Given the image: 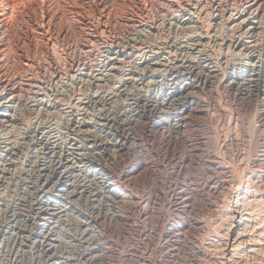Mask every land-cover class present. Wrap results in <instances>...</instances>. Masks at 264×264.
<instances>
[{
	"label": "rangeland",
	"instance_id": "obj_1",
	"mask_svg": "<svg viewBox=\"0 0 264 264\" xmlns=\"http://www.w3.org/2000/svg\"><path fill=\"white\" fill-rule=\"evenodd\" d=\"M22 1L0 7V264H264V0Z\"/></svg>",
	"mask_w": 264,
	"mask_h": 264
},
{
	"label": "bare ground",
	"instance_id": "obj_2",
	"mask_svg": "<svg viewBox=\"0 0 264 264\" xmlns=\"http://www.w3.org/2000/svg\"><path fill=\"white\" fill-rule=\"evenodd\" d=\"M2 1V0H1ZM24 1V0H23ZM22 1V2H23ZM208 1V0H207ZM222 1V0H221ZM236 1V0H235ZM235 1H232V2H235ZM238 1V0H237ZM4 2V4H2L1 6H2V8H5V7H8L7 5H9V6H13L14 7V5H16V3H19V2H21V0H4L3 1ZM2 2V3H3ZM209 2V1H208ZM256 2H258V0H255V2L254 3H256ZM25 3V2H24ZM199 3V2H198ZM252 3V2H251ZM233 4V3H232ZM250 5V4H249ZM0 6V7H1ZM210 6V5H209ZM260 6H258V8H259ZM16 8V7H15ZM217 8H218V6H217ZM250 8V7H249ZM10 9V8H9ZM205 9H207V7L205 8ZM222 9V8H221ZM247 9V8H246ZM2 10V11H1ZM0 10V61H2V62H5L6 64H11V63H13L15 60H10V58L8 57V48H7V44H5L4 43V35H5V30L7 29H5L4 30V28H2V25H3V23H4V21H3V19H2V15H4L5 13V11H4V9H1ZM12 10V9H11ZM13 10H14V8H13ZM16 10H17V8H16ZM249 10V9H248ZM247 10V11H248ZM10 11V10H9ZM199 11H201V10H199ZM251 11V10H250ZM3 14H2V13ZM7 12V11H6ZM243 12V11H242ZM246 12V11H245ZM9 13V12H8ZM10 13H12V12H10ZM221 13V12H220ZM249 13H251V12H249ZM14 14V13H13ZM261 14V13H260ZM12 16H14V15H12ZM206 16V15H205ZM7 17V16H6ZM5 18V17H4ZM11 18V17H10ZM239 18V17H238ZM248 18L250 19V16H248ZM253 18V17H252ZM8 19V18H7ZM199 20V19H198ZM229 20V19H228ZM243 20V19H242ZM241 20V21H242ZM248 20V19H247ZM6 21V20H5ZM251 21V20H250ZM249 21V22H250ZM251 22H253V21H251ZM255 22H257V21H255ZM8 24V23H7ZM190 26V25H189ZM229 27V26H228ZM242 25H241V22L239 23V24H237V23H235L234 25H232V27H229V29H232V30H241L242 28ZM251 27H255V26H251ZM250 27V28H251ZM200 27L198 26V24H196V25H194V26H190L189 28H186V29H199ZM249 28V29H250ZM209 29H211V28H209ZM246 29H248V27L246 28ZM245 29V30H246ZM253 30V29H252ZM140 31V30H139ZM221 31V30H220ZM230 31V30H229ZM244 31V30H243ZM259 31V30H258ZM138 32V31H137ZM250 31H248L247 33H249ZM246 33V34H247ZM238 34V33H237ZM202 35V34H201ZM4 37V38H3ZM257 38H260V37H258V36H256ZM233 38V37H232ZM243 38H245V35H244V37ZM223 39V38H222ZM262 39H263V37H262ZM143 40V39H142ZM234 40V39H233ZM150 41V40H149ZM252 41H254V36H253V40ZM260 41H261V39H260ZM263 41V40H262ZM138 42H141V41H138ZM236 43L238 44V45H244L245 47L247 46V47H253L255 44H251V42H249V43H245V41H242L241 40V37H240V39L238 38L237 40H236ZM235 43V44H236ZM256 43V42H255ZM263 43H264V41H263ZM261 44H262V42H261ZM230 45V44H229ZM243 46V47H244ZM127 47H129V46H127ZM134 47V46H133ZM239 47V46H238ZM131 49V48H130ZM152 49V48H151ZM205 50V49H204ZM132 51L133 50H126V51H124L123 53L124 54H126V55H130V54H133L132 53ZM136 52V51H135ZM155 52V51H154ZM131 56V55H130ZM122 59H124V58H122ZM125 60V59H124ZM123 61V60H122ZM11 62V63H10ZM263 62V61H262ZM227 63V62H226ZM30 64V63H29ZM4 65V64H3ZM129 65V64H128ZM194 66V65H193ZM181 67V66H180ZM178 68V67H177ZM193 69V68H192ZM190 72V71H189ZM221 73V72H220ZM215 75V74H214ZM11 76V75H10ZM17 77V76H16ZM21 79V78H20ZM190 80V79H189ZM193 81V80H192ZM210 81V80H209ZM212 81V80H211ZM220 81V80H219ZM16 82V81H15ZM26 83V82H25ZM186 83V82H185ZM193 84V83H192ZM191 84V82H188L187 83V85L188 86H191L192 85ZM258 84V83H257ZM15 85V84H14ZM32 86V85H31ZM185 86V85H184ZM41 87V86H40ZM102 88V87H101ZM14 90H15V86H11V84L9 83V81L8 80H6V79H3V78H0V96L2 95V96H4V97H8V99H9V101L10 100H13L15 97V94H14ZM75 90V89H74ZM185 90V89H184ZM247 90V89H246ZM251 90V89H250ZM259 90V89H258ZM187 91V90H186ZM16 92H18V91H16ZM189 92V91H188ZM191 93V92H190ZM189 93V94H190ZM188 94V95H189ZM185 96V95H184ZM190 96V95H189ZM188 96V97H189ZM184 101V100H183ZM15 102V101H14ZM175 105V104H174ZM162 109V108H161ZM175 112V111H174ZM1 115V114H0ZM263 117V116H262ZM111 120H113V119H111ZM1 122V121H0ZM114 124V123H113ZM168 124V123H167ZM179 130H180V126H179V124L177 123V122H174V123H172L171 125H170V127L168 126V127H164V132L165 133H169V135L172 133V132H174V133H177V132H179ZM181 131V130H180ZM187 131V130H186ZM182 132V131H181ZM37 135H35L34 137H32L31 138V142H34V143H41L42 141H41V138H42V136L40 137L39 136V134L38 133H36ZM163 135V137H164V134H162ZM94 136V135H93ZM135 136V135H134ZM69 138V137H68ZM170 138V137H169ZM168 138V139H169ZM185 138H187V137H185ZM106 139V138H105ZM119 139H121V138H119ZM165 139V138H164ZM167 139V138H166ZM74 140V139H73ZM102 140V139H101ZM110 140V139H109ZM79 141V140H78ZM97 141V140H96ZM146 141V140H145ZM170 142H171V138H170V140H169ZM169 141H168V144H169ZM115 142V141H114ZM147 142V141H146ZM176 142V141H175ZM43 143V142H42ZM79 143V142H78ZM151 143H153V142H151ZM72 145H71V147L75 144V142H73V143H71ZM122 144V143H121ZM148 144V143H147ZM155 144V143H154ZM165 144V143H164ZM188 144H190V143H188ZM96 145V144H95ZM110 145V143H109V141H101V142H99V144H98V146L99 147H101V148H108V146ZM54 146V145H53ZM52 145H48V146H46V149L48 150V152L50 153V156H52L51 157V166H43V167H41L40 168V170L41 171H45L47 168H49L50 170H52L51 172H52V174H54V177H52V178H50L52 181H54V180H57V182H62V181H65V177H66V171H67V164H68V161H69V159L66 157V158H60V159H56V158H53V156L56 154V149H55V147H53ZM145 146V145H144ZM152 146H153V144H152ZM160 146H162V143H161V145ZM159 146V147H160ZM217 146V145H216ZM75 147V146H74ZM158 147V148H159ZM162 147H164V145L162 146ZM161 147V148H162ZM82 148V147H81ZM148 148V147H147ZM156 148V147H155ZM16 149V148H15ZM110 149V148H109ZM157 149V148H156ZM163 149V148H162ZM165 149V148H164ZM0 150H2V149H0ZM4 150V149H3ZM118 150V149H117ZM145 150V149H144ZM154 150V149H153ZM158 151V150H157ZM165 151V150H164ZM15 152V151H14ZM45 152V151H44ZM161 152V151H160ZM9 153H11V154H13V151H9ZM142 153H143V151H142ZM152 153V152H151ZM47 154V153H46ZM7 154H4L3 152H1L0 151V171H2L3 172V170H5L6 168H7V166L10 164V161H9V157L8 158H6L5 156H6ZM107 155V154H106ZM146 155H147V153L146 154H143V160L144 159H146ZM8 156V155H7ZM55 157V156H54ZM190 157V156H189ZM107 159V158H106ZM71 160V159H70ZM218 160V159H217ZM48 161V160H47ZM42 163V162H41ZM143 163H145L146 164V162H143ZM38 164V163H37ZM149 164V163H148ZM78 165V164H77ZM152 165V164H151ZM151 165H148V166H151ZM157 166V165H156ZM47 167V168H46ZM144 168H146V167H144ZM151 169V168H150ZM140 170V169H139ZM147 170V169H146ZM148 172V171H147ZM150 172V171H149ZM234 173V172H233ZM1 175V174H0ZM2 176V175H1ZM52 176V175H51ZM47 179V178H46ZM44 180V179H43ZM98 180L102 183V192H106L107 194H108V196H109V198H110V200L113 202V206H117L118 207V205H120V203L123 201L124 202V200L126 201V198L128 197H126L125 195L123 196L122 194H120L118 191H117V187H116V183H115V181H114V179L113 178H109V176H107L106 174H104V173H100L99 175H98ZM56 182V181H55ZM56 182V183H57ZM44 183V182H43ZM119 183V182H118ZM46 184V183H45ZM49 184V183H48ZM64 184V183H63ZM55 185V184H54ZM153 185V184H152ZM44 185L42 184V187H43ZM67 186V185H66ZM117 186H118V184H117ZM146 186V185H145ZM262 186V185H261ZM53 187V186H52ZM46 188V187H45ZM49 188V187H48ZM83 188V187H82ZM101 188V187H100ZM65 189H67V188H65ZM79 189V188H78ZM78 189H76V190H78ZM84 189V188H83ZM122 189V188H121ZM135 189V188H134ZM237 189V188H236ZM64 190V189H63ZM260 190V189H259ZM97 191H95L94 193H96ZM100 192V191H99ZM71 193V192H70ZM84 193V192H83ZM93 193V194H94ZM28 195V194H27ZM61 195V194H60ZM102 195V194H101ZM154 195V194H153ZM44 196V195H43ZM42 196V197H43ZM88 196V195H87ZM100 196V195H99ZM93 197V196H92ZM130 197V196H129ZM147 198V197H146ZM145 198V199H146ZM151 199V198H150ZM64 200V199H63ZM97 200V199H96ZM128 201H129V199H127ZM149 200V199H148ZM147 200V201H148ZM37 202H36V204H38L37 205V212H40L41 214H47V215H50V216H52V215H58L61 211L59 210V211H55V210H50V209H48V208H45V207H43V205H42V201H41V199H40V197L36 200ZM44 201V200H43ZM149 202V201H148ZM129 202H127V204H128ZM145 204V203H144ZM144 206V205H143ZM32 207V206H31ZM58 207V206H57ZM81 207V206H80ZM79 207V208H80ZM84 207V206H83ZM99 208V207H98ZM105 208V207H104ZM130 208V207H129ZM132 208V207H131ZM110 209V208H109ZM147 209V208H146ZM154 209V208H153ZM148 210V209H147ZM64 211V210H63ZM88 211V210H87ZM149 211H151V210H149ZM83 212V211H82ZM140 212V211H139ZM152 212V211H151ZM121 213V212H120ZM39 214V213H38ZM143 215H144V213H143ZM142 215V216H143ZM99 216L100 215H98V214H94V215H92V213H91V216H88V218L89 219H84V223L85 224H87V225H92V224H94V223H96V222H98V220H100L99 219ZM111 216V215H110ZM41 217V216H40ZM119 217V216H118ZM46 218V217H45ZM48 218H50V217H48ZM57 218V217H56ZM62 219V218H61ZM148 219H149V217H148ZM83 220V219H82ZM86 220V221H85ZM145 220H147V219H145ZM152 220V219H151ZM8 222V221H7ZM53 223V222H52ZM151 223V222H150ZM16 224V223H15ZM56 224V223H55ZM183 224V223H182ZM77 226V225H76ZM53 227H54V225H53ZM153 228V227H152ZM171 228V227H170ZM47 229V228H46ZM50 229V228H49ZM52 229V228H51ZM144 229V228H143ZM146 229V228H145ZM148 229V228H147ZM45 231V230H44ZM147 231V230H146ZM143 234V233H142ZM47 235V234H46ZM74 235V234H73ZM27 236V235H26ZM88 236V235H87ZM145 236V235H144ZM83 237V236H82ZM56 238V237H55ZM97 238H100L99 236L97 237ZM149 238V237H148ZM196 238V237H195ZM42 240V239H41ZM45 240V239H44ZM152 240V239H151ZM40 241V240H39ZM148 241V240H147ZM42 242V241H41ZM100 242V241H99ZM47 244H50V241H49V243L47 242ZM196 244V243H195ZM41 245H43V242H42V244ZM45 245V244H44ZM43 245V246H44ZM48 246V245H47ZM46 246V247H47ZM54 246V245H53ZM49 247H50V245H49ZM51 247H52V245H51ZM147 247V246H146ZM149 247V246H148ZM147 247V248H148ZM50 249V248H49ZM57 249V248H56ZM144 249V248H143ZM42 250V249H41ZM46 250V249H45ZM145 250V249H144ZM147 250V249H146ZM205 250V249H204ZM19 251V250H18ZM70 251V250H69ZM203 251V250H202ZM40 252H42V251H40ZM144 253V252H143ZM208 253V252H207ZM99 254V253H98ZM203 254V253H202ZM148 255H149V253H148ZM61 256V255H60ZM81 256V255H80ZM100 256V255H99ZM58 257V256H57ZM57 257H55L56 258V260L57 259H59V258H57ZM64 257V256H63ZM91 257V256H90ZM97 257V256H96ZM144 257V256H143ZM154 257V256H153ZM205 259L204 258H202V259H204L205 261H207L206 263H214V258H212L211 256H208V254H206L205 253ZM49 258V257H48ZM53 258V257H52ZM72 258V257H71ZM75 258V257H74ZM142 258V257H141ZM199 258V257H198ZM47 259V258H46ZM151 259V258H150ZM35 260V259H34ZM68 260L69 259H67V262H68ZM144 262L145 263H147V264H149V261L146 259V257H144ZM197 260V259H196ZM199 260V259H198ZM216 260V259H215ZM39 261V260H38ZM48 261V260H47ZM51 261V260H50ZM17 262V261H16ZM53 262V261H52ZM64 262H65V259L64 260H58V261H55L54 260V262L52 263V264H64ZM11 263V262H10ZM35 263V262H34ZM143 263V262H142ZM151 264H161L160 263V261L159 260H157V258L156 259H154L153 261H151ZM200 264V263H199ZM217 264V263H216Z\"/></svg>",
	"mask_w": 264,
	"mask_h": 264
}]
</instances>
